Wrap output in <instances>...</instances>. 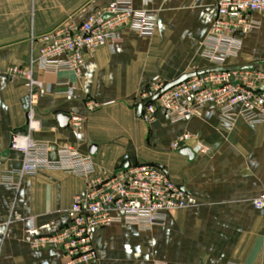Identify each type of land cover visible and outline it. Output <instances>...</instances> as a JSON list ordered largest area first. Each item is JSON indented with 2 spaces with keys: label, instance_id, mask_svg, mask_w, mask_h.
Returning <instances> with one entry per match:
<instances>
[{
  "label": "crops",
  "instance_id": "0c3cea01",
  "mask_svg": "<svg viewBox=\"0 0 264 264\" xmlns=\"http://www.w3.org/2000/svg\"><path fill=\"white\" fill-rule=\"evenodd\" d=\"M112 1L29 0L18 7L0 0V264H65L63 251L33 248L31 242L65 225L87 182L58 169L25 176L18 188L5 182L9 175L20 181L16 173L24 156L10 143L14 133L25 130L29 106L28 80L12 78L7 70L27 66L43 34L68 21L80 23ZM219 1L133 0L136 10L157 14L152 37L120 31L118 42L87 58L81 78L37 73L51 92L40 93L36 113L42 128L33 138L48 144L51 161L70 145L91 156L100 174L127 162L155 163L191 194L187 208L151 229L119 222L93 230L97 259L91 264H264V209L253 205L264 194V122L237 118L233 127L225 126L214 105L178 121L163 109L150 123L137 114L140 94L152 82H171L212 65L202 45ZM253 17L256 26L241 36L238 53L225 64L263 63L264 14ZM59 77L71 79L72 96L55 85ZM89 101L100 106L90 109ZM61 113L70 117L67 126ZM75 117L82 119L79 128L71 125ZM185 135L189 139L174 148ZM182 146L199 150L190 158L179 152Z\"/></svg>",
  "mask_w": 264,
  "mask_h": 264
},
{
  "label": "built area",
  "instance_id": "2783aa9c",
  "mask_svg": "<svg viewBox=\"0 0 264 264\" xmlns=\"http://www.w3.org/2000/svg\"><path fill=\"white\" fill-rule=\"evenodd\" d=\"M264 14V0H220L216 17L202 45L203 55L212 66L224 69L193 76L167 89L142 109L140 118L147 122L156 119L159 109L167 112L172 121L197 114L202 108L214 105L219 109L222 123L233 127L237 118L251 125L264 122V61L250 67L229 66L226 58L238 53L241 36L257 24L254 14ZM157 14L147 9L136 10L133 0H113L107 6L91 12L80 23L65 22L40 37L38 54H32L27 66L14 65L8 74L23 76L29 84V106L26 112L25 133H14L10 147L23 153V165L6 183L18 188L23 177L44 169H58L86 178V188L74 197L68 219L63 227L48 235L33 238V248H53L64 252L65 264H91L97 259L91 233L114 223L126 222L148 230L162 224L168 214L187 208L191 194L174 182L166 170L155 163H130L112 173L96 172L91 156L64 145L55 162L48 157L49 146L33 138L42 128L36 113L40 93L51 92L37 73H73L81 78L87 58L98 48L119 41V32L131 30L142 37H152L157 26ZM64 57V59H60ZM168 82L154 81L140 94V102L153 98ZM55 85L73 95L69 77H59ZM139 102V103H140ZM100 105L88 102L90 109ZM81 118L71 125L79 128ZM189 139L183 136L173 144L179 148ZM257 209H264V194L253 200Z\"/></svg>",
  "mask_w": 264,
  "mask_h": 264
},
{
  "label": "water",
  "instance_id": "95a60500",
  "mask_svg": "<svg viewBox=\"0 0 264 264\" xmlns=\"http://www.w3.org/2000/svg\"><path fill=\"white\" fill-rule=\"evenodd\" d=\"M242 67H250V65H245V66H242ZM221 69H224V67L222 66H212V67H208V68H205V69H202V70H198V71H192V72H188L186 74H183L181 77H179L178 79L174 80V81H171V82H168V84L160 91L158 92L153 98H150L148 100H144L142 102L139 103L138 107H137V114L138 116L141 115V112H142V109L143 107L149 102V101H152L154 99H156L161 93H163L164 91H166L167 89L169 88H172L176 85H178L179 83L193 77V76H196V75H199V74H203V73H206V72H213V71H218V70H221ZM60 117L62 118V125L64 126H67L68 124V120L70 119L69 116H67L66 114L64 113H61L60 114ZM22 133H25V130L22 131ZM95 147L93 146L92 149H94ZM199 150V147H196L194 149L190 148L189 146H182L180 149H179V152L185 154V155H188L190 158H193L195 153ZM94 150H91V152H93ZM94 153V152H93ZM130 165V162H127L126 164H124V167H127Z\"/></svg>",
  "mask_w": 264,
  "mask_h": 264
},
{
  "label": "rangeland",
  "instance_id": "374dc122",
  "mask_svg": "<svg viewBox=\"0 0 264 264\" xmlns=\"http://www.w3.org/2000/svg\"><path fill=\"white\" fill-rule=\"evenodd\" d=\"M2 1H4V2H12V0H2ZM13 1L18 2V4H19L18 7H21L23 5L22 2H26V1L29 2V0H13ZM79 1L83 2L84 0H79Z\"/></svg>",
  "mask_w": 264,
  "mask_h": 264
}]
</instances>
